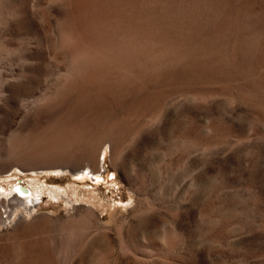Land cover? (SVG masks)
Masks as SVG:
<instances>
[{"label": "rangeland", "instance_id": "rangeland-1", "mask_svg": "<svg viewBox=\"0 0 264 264\" xmlns=\"http://www.w3.org/2000/svg\"><path fill=\"white\" fill-rule=\"evenodd\" d=\"M107 2L0 0V32L31 9L52 63L38 82H62L72 56L125 33ZM218 5L189 53L104 65L101 86L71 79L78 88L41 125L80 138L56 147L71 161L105 136L97 169L45 166L22 158L25 148L7 159L0 146V264H264V0ZM8 40L0 82L29 41ZM18 185L33 190L31 202L17 198Z\"/></svg>", "mask_w": 264, "mask_h": 264}, {"label": "bare ground", "instance_id": "bare-ground-1", "mask_svg": "<svg viewBox=\"0 0 264 264\" xmlns=\"http://www.w3.org/2000/svg\"><path fill=\"white\" fill-rule=\"evenodd\" d=\"M106 1L114 9L116 25L121 27V23H123L120 30L125 33L119 39L106 45L103 44L104 46L98 50L77 52L78 54L71 57L73 59L70 60L64 70L59 72L64 77L62 82H55L50 79V82H45V84L44 82H38L39 71L45 68L42 67L40 69V67L42 65L52 67V63L47 60L49 58L47 52L49 51L47 46L49 45L47 43L48 37L47 39L45 38L46 42H41L42 40L38 39L40 27L29 13L31 9L28 11V7L24 5L22 19L5 21L7 29L4 33L0 32V38L5 36L11 38L8 43L12 45H16V43L10 41H16L21 36L29 40L24 50V63L16 64L18 67L14 73L9 75L4 82H0V146L4 145L5 147V144L7 145L4 148L7 159L12 158L20 149L25 148L26 152L21 154L22 158L27 157L31 161H41L45 166L71 167L79 171L80 168L91 164L92 167L97 169L100 159L95 152V143L103 141L105 136L101 135L97 136L96 139L93 138V143L90 140L88 142L85 141L84 143H87L84 147L85 156L82 155V152L80 154L82 157L71 161L63 156L56 155V147L58 145L68 146L80 143V138L69 132L60 133L52 126L43 127L41 125L42 119L54 111L59 98L65 101L73 91L75 92L74 83L76 81L72 80L71 82V79L76 75V77H82L81 79L84 82H81L84 86H101L102 82L99 81L102 80V69L108 64L109 67L111 63H113V66L119 65L117 68L121 67L124 63L128 64L129 60H136V55L139 53L144 54V57L152 62L157 60L167 62L176 55L189 53L192 49L197 48V45H193V40H195L196 36H198L197 39L205 36L206 31L201 27V21L214 18L221 0H177L179 4L176 9L163 0H154L152 3L140 5L133 3L131 0ZM19 41L20 45L21 42ZM4 47L7 48L6 44ZM102 52L105 53L102 57L96 55V53ZM0 55L2 56V52H0ZM110 55L111 57H109ZM109 67L108 69H110ZM124 67L125 65L121 68ZM88 68H93V72L85 76L84 74L87 72L84 70H88ZM111 70L114 71L113 69ZM106 72L108 71L106 70ZM50 73L52 74V72ZM194 96H197V94ZM68 106L70 105H64L62 108V112L67 115L73 111ZM154 118L155 116H151L149 120ZM92 126H94V123ZM14 190L19 200L31 202V198L34 195L33 190L22 187V185L16 186Z\"/></svg>", "mask_w": 264, "mask_h": 264}, {"label": "water", "instance_id": "water-1", "mask_svg": "<svg viewBox=\"0 0 264 264\" xmlns=\"http://www.w3.org/2000/svg\"><path fill=\"white\" fill-rule=\"evenodd\" d=\"M23 187V186H22Z\"/></svg>", "mask_w": 264, "mask_h": 264}]
</instances>
